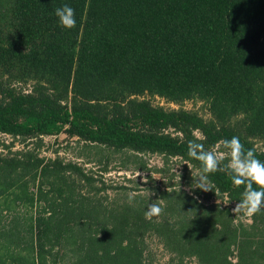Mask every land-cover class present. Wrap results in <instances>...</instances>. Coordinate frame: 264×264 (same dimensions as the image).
I'll list each match as a JSON object with an SVG mask.
<instances>
[{
	"label": "trees",
	"instance_id": "obj_1",
	"mask_svg": "<svg viewBox=\"0 0 264 264\" xmlns=\"http://www.w3.org/2000/svg\"><path fill=\"white\" fill-rule=\"evenodd\" d=\"M64 5L71 30L55 15ZM61 133L95 149L83 156L99 173L123 154L168 183L146 175L154 195L130 205L127 188L39 155ZM0 134V264H153L146 239L165 264H264V209L233 221L242 186L217 171L210 191H187L200 169L189 141L222 152L239 137L264 161V0H0ZM146 155L174 159L180 177ZM107 188L122 198L106 202ZM157 199L163 211L147 221Z\"/></svg>",
	"mask_w": 264,
	"mask_h": 264
},
{
	"label": "clouds",
	"instance_id": "obj_2",
	"mask_svg": "<svg viewBox=\"0 0 264 264\" xmlns=\"http://www.w3.org/2000/svg\"><path fill=\"white\" fill-rule=\"evenodd\" d=\"M55 15L62 30H71L76 27L75 11L68 5L57 8ZM218 152L216 148L206 150L202 143L189 141L187 155L200 162V169L193 177L192 184L187 191L192 193L199 189L207 192L211 190L209 175L217 171L226 172L234 187H243L241 199L232 208L235 216L234 223L243 221L251 222V218L264 209V161L256 158L254 150H245L239 137L220 141ZM227 157V163L224 159ZM223 164V166H221ZM180 177V173L175 170ZM147 183V180L144 181ZM137 193H129L128 203L131 205ZM154 195V193H150ZM163 209L160 199L147 205L144 217L147 221H153L161 215Z\"/></svg>",
	"mask_w": 264,
	"mask_h": 264
},
{
	"label": "rangeland",
	"instance_id": "obj_3",
	"mask_svg": "<svg viewBox=\"0 0 264 264\" xmlns=\"http://www.w3.org/2000/svg\"><path fill=\"white\" fill-rule=\"evenodd\" d=\"M152 103L158 106H162L164 108H173L172 105L165 104L162 100L159 99H154ZM200 106L201 103L199 102L193 103L192 101H189L184 103L182 105V108L186 110H196L200 114H203V110H201ZM2 143L9 144L10 138L8 136L0 134V147ZM19 147L20 144L16 142L13 144L12 149H16ZM94 150H92L91 148L89 149L84 147V144H82V142L76 143L75 138H67L64 134L61 133L55 137H43L41 147L37 151L40 156H44L46 158L54 157L56 151L57 155L60 158H63L64 162L66 161L76 162L78 165H80L81 168L84 169L85 172H87V170L92 171V175L96 180L99 179V177H101L100 179L104 182L105 187L107 185L114 187L121 186L128 189L127 193H133L131 191L132 187H137L139 192L135 191L134 193L140 194L142 196L143 195L149 196L150 191L149 188L147 187L150 184L148 185V182L146 184L144 183V181L147 180L146 175H150L151 179L155 182V185L158 187L162 188L163 183L164 184L168 183V173H165V175L161 176L159 172L153 170H151L148 173L132 170V168H129L131 167L132 164L130 165L129 160L125 159L124 158L125 156L123 154H120V156L115 154L112 157V159H110V163L108 164L107 171L99 173L97 171L99 166L96 165L93 161L87 164L83 156L84 154H88V157H90L91 156L90 154H92ZM78 152H79V156H76ZM126 156H128V153H126ZM141 158L142 160H144L148 168H153V167L156 169H164V167L169 168L170 169V171H168L169 174L171 173L175 174V177L172 180V182L177 181L178 176L175 170L179 172L178 170L179 164L174 159L168 160L167 164L164 166L163 160L156 155H146ZM123 161H124V165L128 167L127 170L120 167V165L123 164ZM128 181H131L132 183ZM87 187L89 186L86 184V188ZM122 193H123L122 190L118 191L115 189L107 188L106 191L101 196L106 197V202H112L114 201V199L122 198L121 197ZM100 194H102V192ZM156 243L157 242L155 239H146V246H147L146 251L151 253L152 256L153 254H155V256L152 257L153 264H165L167 262V256H164L161 253V250L156 245Z\"/></svg>",
	"mask_w": 264,
	"mask_h": 264
}]
</instances>
